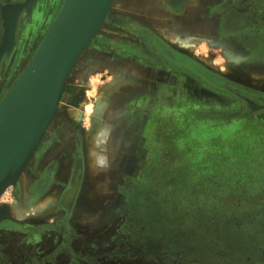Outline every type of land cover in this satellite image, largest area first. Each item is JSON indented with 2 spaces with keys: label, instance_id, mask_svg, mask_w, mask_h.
Instances as JSON below:
<instances>
[{
  "label": "rangeland",
  "instance_id": "1",
  "mask_svg": "<svg viewBox=\"0 0 264 264\" xmlns=\"http://www.w3.org/2000/svg\"><path fill=\"white\" fill-rule=\"evenodd\" d=\"M139 1L150 0H113L103 23L71 70L65 86H71L76 74L86 85L71 86L68 99L70 106L84 115L81 122L77 120L78 125L85 126L78 129L75 147L82 142L84 130L89 129L88 116L96 111L95 89L91 94L89 83L104 80L91 72V54L96 55V49L108 43L109 33L117 27L138 22L121 12L137 11ZM166 1L177 12L185 13L192 0ZM23 2L0 0V51L6 45L12 8ZM62 3L63 0H35L18 13L10 43L0 56V100L37 51ZM146 29L155 35L152 25ZM176 32L181 38L194 34H185L183 29ZM205 43L195 40L198 57L207 51L209 44ZM146 44L153 49V38L149 37ZM130 45L137 52V40L130 41ZM210 49L217 64L219 54L214 47ZM134 75L137 73L130 72L131 77ZM185 78L179 75L178 79ZM242 81L264 90V71L243 72ZM179 88H185V84L179 82ZM196 111L199 112L185 125L179 122L176 176L165 184L153 178L145 184V199L132 194L123 201V213L109 222V231L105 229L104 216L98 221L99 215L87 213L91 208L90 203L86 206L87 201L74 211L77 195L73 193L79 188L78 181L67 184L73 196L62 200L53 197L60 191L58 186L47 189L48 183L35 173L34 169L44 164L41 155L46 146L53 148L64 139L63 128L57 129L52 121L18 179L0 194V243L5 244L6 251L12 244L30 242L35 247L29 249V257L23 252L21 259L10 255L0 258L2 264H47L41 254L48 248L36 245L58 240L66 241L67 252L79 250L73 247L75 242L82 245L76 252V264H264V111L231 125L227 124L228 114ZM208 114L221 119L196 118ZM66 259L67 264H74L71 257Z\"/></svg>",
  "mask_w": 264,
  "mask_h": 264
},
{
  "label": "crops",
  "instance_id": "2",
  "mask_svg": "<svg viewBox=\"0 0 264 264\" xmlns=\"http://www.w3.org/2000/svg\"><path fill=\"white\" fill-rule=\"evenodd\" d=\"M215 1L217 0L189 1L185 13L177 12V8L166 0H150L143 3L139 1L137 11L121 12L136 18L138 22L133 23L134 25L123 23V26L117 27L109 33L108 43L96 49V55L91 54V72L98 73L95 74L96 78L104 80L101 83H89L91 94L95 89L96 111L88 116L89 129L84 130L82 142L76 143V147L78 129L85 126L81 123V127L77 123V120L82 119L83 111L70 106L68 99L73 89L71 86L86 85L76 74L69 83L71 86H64L58 112L53 120L57 129L63 128L64 139L44 151L42 171H45L41 175L44 174V182L48 183L47 189L51 185H57L60 189L70 181L75 152H80L83 155H80L83 174L76 194L74 211L76 212L79 206L82 208V202L85 204L87 201L86 206L90 203L91 207L87 213L99 215V219L96 218L98 221L104 218L105 229L108 231L109 222L114 221L116 215H122L123 201L129 200L132 194L138 199H145V184L153 178H157L160 184H165L173 175L176 176L174 170L178 161L179 122L185 125V121L199 112L194 109V102L189 101L187 96L181 99L178 97L179 82H185L179 81L178 75L184 72L186 66L179 65L177 58L189 59L207 71L240 84L243 83V72L264 71V57L249 53L252 51H247L248 44H245L247 47L242 46V40L232 36L222 37L219 29L222 12H218L217 20L211 18L210 14ZM147 25H152L159 40L156 41V48H161L155 63H151L149 59L147 63L140 50L134 52L129 48L130 41L137 40V43H140L139 37L136 39L137 35L129 30H141ZM182 29L185 34H194H187L186 38L178 37L176 30ZM195 40L209 44L201 57L195 53ZM180 41L184 43L179 44ZM214 43H217L216 46ZM210 47H214L219 54L217 64L214 63L215 55ZM130 72L137 73V76L131 77ZM199 102L204 103L202 100ZM207 108L201 106V109L197 110L211 113V109ZM196 118L218 119V115L211 117L208 114ZM234 121L237 120L232 118L227 124L231 125ZM184 147L187 152V145ZM57 159H60L61 163H57ZM45 172L50 174L48 180ZM156 195L154 191L153 197ZM53 197L59 198L60 195L56 193ZM31 247L35 246L30 242L12 244L7 251L3 249V253L17 260L24 256L23 252L29 257ZM36 247L48 248L41 254L47 264H67L66 256L71 257L76 264V252L79 253L82 245L75 242L73 247L79 249L76 252L65 250V240L52 243L46 241ZM78 258L80 260V257Z\"/></svg>",
  "mask_w": 264,
  "mask_h": 264
},
{
  "label": "water",
  "instance_id": "3",
  "mask_svg": "<svg viewBox=\"0 0 264 264\" xmlns=\"http://www.w3.org/2000/svg\"><path fill=\"white\" fill-rule=\"evenodd\" d=\"M34 1L12 8L0 56L10 43L18 13ZM112 3L63 0L37 51L0 100V194L18 179L54 120L71 70Z\"/></svg>",
  "mask_w": 264,
  "mask_h": 264
},
{
  "label": "flooded vegetation",
  "instance_id": "4",
  "mask_svg": "<svg viewBox=\"0 0 264 264\" xmlns=\"http://www.w3.org/2000/svg\"><path fill=\"white\" fill-rule=\"evenodd\" d=\"M218 12H222L221 14L223 15L219 28L222 37L232 36L238 40L241 39L242 46L248 44L249 47L247 51H252L249 53L257 54L258 57H264V0H217L212 5L210 13L211 18L217 20ZM131 32L135 33L140 39L139 49L137 50H140V53L143 54L142 58H145L147 63L149 62L148 59L151 60V63L157 62L159 58V49H161H158V47L156 48V43L159 42L157 36L149 33V31L143 27L141 30H132ZM146 35L153 38V49L147 48L146 40L149 37L147 38ZM130 46L131 45H129V48ZM154 53H156V55H154ZM181 58L182 57L177 58V63L186 67L183 69L184 72H180L179 75L187 77L188 80H183L186 86L183 89H178V97L181 99V97L185 98V96H187L189 101L194 102V104H192L194 109H201V106L204 108L208 107L207 109H211V112L218 111L217 113L219 114L223 113L230 115L228 117L229 121H231L232 118L235 120L249 118L252 114L264 111V91L252 88L245 83L240 84L232 82L216 73L201 68L197 63L189 59L183 60ZM198 85L201 87H197ZM151 97L152 95L150 98ZM200 100L204 103H200ZM151 108L153 107L151 106ZM214 109H216V111H214ZM218 119L220 120L221 116H218ZM46 150L47 146L44 151ZM41 151H43V148ZM75 155L70 181L67 184H72L77 181L80 182L82 178L83 170L80 152L78 154L76 151ZM41 156H43V154ZM36 164H39V160H36ZM37 165H35V168H37ZM37 170L34 169L36 174H42L43 171H45H42V167ZM45 174L47 175V172H45ZM43 176L39 175V177L42 178V182H44ZM49 176L50 174L46 176V179L49 178ZM67 184L59 189V198L62 200L64 198H72V196L78 192L77 188V191L72 195V191L67 187ZM44 193L45 191L43 194ZM11 226L14 227L13 224H11ZM5 248V244L1 242L0 258L3 260L6 258V254L3 253V249ZM0 264H2V261H0Z\"/></svg>",
  "mask_w": 264,
  "mask_h": 264
},
{
  "label": "bare ground",
  "instance_id": "5",
  "mask_svg": "<svg viewBox=\"0 0 264 264\" xmlns=\"http://www.w3.org/2000/svg\"><path fill=\"white\" fill-rule=\"evenodd\" d=\"M11 143H12V141H11Z\"/></svg>",
  "mask_w": 264,
  "mask_h": 264
}]
</instances>
